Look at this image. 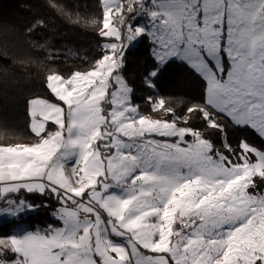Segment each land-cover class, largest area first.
<instances>
[{
	"label": "snow or ice",
	"instance_id": "obj_1",
	"mask_svg": "<svg viewBox=\"0 0 264 264\" xmlns=\"http://www.w3.org/2000/svg\"><path fill=\"white\" fill-rule=\"evenodd\" d=\"M102 14L113 42L88 70L47 75L56 102L29 101L34 143L0 145V209L34 207L8 199L22 190L50 194L62 225L0 238V257L14 254L0 264H264V150L218 148L191 126L223 133L228 118L264 137V0H102ZM142 35L158 62L148 86L181 61L203 103L179 115L149 96L171 118L139 111L121 69Z\"/></svg>",
	"mask_w": 264,
	"mask_h": 264
},
{
	"label": "trees",
	"instance_id": "obj_2",
	"mask_svg": "<svg viewBox=\"0 0 264 264\" xmlns=\"http://www.w3.org/2000/svg\"><path fill=\"white\" fill-rule=\"evenodd\" d=\"M93 19L97 24L91 23ZM102 20V0H0V145L35 142L30 131L29 101L41 97L56 102L46 87L47 75L86 71L100 58L106 41L98 33ZM153 47L150 37H139L135 46L128 48L121 69L139 111L153 118H171L153 112L149 96L165 99L166 106L179 115L185 114L189 106L203 103L204 81L181 61L171 60L160 66L157 76L149 77L154 86H148L145 78L158 65ZM221 123L223 133L207 128L199 119L192 120L191 126L218 148L226 137L233 147L246 140L264 150V138L255 130L236 126L228 118ZM254 179L259 189H264V181ZM10 197L24 198L35 209L19 220L1 223L0 237H9L12 225L18 221L25 222L29 231L61 224L54 215L60 206L54 196L22 190ZM3 257L14 258V254L7 252Z\"/></svg>",
	"mask_w": 264,
	"mask_h": 264
},
{
	"label": "rangeland",
	"instance_id": "obj_3",
	"mask_svg": "<svg viewBox=\"0 0 264 264\" xmlns=\"http://www.w3.org/2000/svg\"><path fill=\"white\" fill-rule=\"evenodd\" d=\"M146 3H150V0H146ZM139 21V20H138ZM145 21H142L141 23H144ZM135 25V24H134ZM134 25H133V27H134ZM139 39V38H138ZM137 39V40H138ZM137 40L136 41H133L132 42V44L129 46V47H134L135 46V42H137ZM107 42H113V38H108V39H106V41H105V43H107ZM128 47V48H129ZM163 66V65H162ZM122 73V72H121ZM122 75H123V73H122ZM123 77H124V75H123ZM124 79H125V77H124ZM126 80V79H125ZM127 82V81H126ZM131 100H132V97H131ZM132 103H133V101H132ZM134 104V103H133ZM134 105H136V104H134ZM50 127H52V128H54L55 126L54 125H49ZM264 138V137H263ZM31 144V143H30ZM8 199H15V200H17V201H19V200H21V199H23V200H25L26 202H27V204H29V205H32L29 201H27L26 199H24V198H17V197H8ZM7 205H6V201L5 200H3V199H0V208H3V207H6ZM33 206V205H32ZM60 207V206H59ZM58 207V208H59ZM57 208V209H58ZM34 209H35V207H32V208H25V209H23V210H21V211H19V212H16L15 214H13V212H11V211H9V210H7V209H0V224L1 223H3V222H5V221H8V220H19L21 217H25V216H27L29 213H31V212H33L34 211ZM56 212V211H55ZM56 218V217H55ZM57 219V218H56ZM59 226H62L61 224L59 225ZM59 226H57V227H59ZM26 223L25 222H20V221H18V222H16L15 224H13L12 225V229H13V233L9 236V237H11V236H16V237H23L26 233H28V232H33V231H29V230H26ZM9 237H0V238H9ZM6 254V253H5ZM0 259H6V260H8V261H11L12 259H14V258H4V257H0Z\"/></svg>",
	"mask_w": 264,
	"mask_h": 264
},
{
	"label": "built area",
	"instance_id": "obj_4",
	"mask_svg": "<svg viewBox=\"0 0 264 264\" xmlns=\"http://www.w3.org/2000/svg\"><path fill=\"white\" fill-rule=\"evenodd\" d=\"M145 3H146V0H145ZM133 14H128L127 15V18H128V20H129V22H131L133 25L138 21V20H136V21H133V20H131V16H132Z\"/></svg>",
	"mask_w": 264,
	"mask_h": 264
},
{
	"label": "crops",
	"instance_id": "obj_5",
	"mask_svg": "<svg viewBox=\"0 0 264 264\" xmlns=\"http://www.w3.org/2000/svg\"><path fill=\"white\" fill-rule=\"evenodd\" d=\"M113 22H115V21H113Z\"/></svg>",
	"mask_w": 264,
	"mask_h": 264
}]
</instances>
